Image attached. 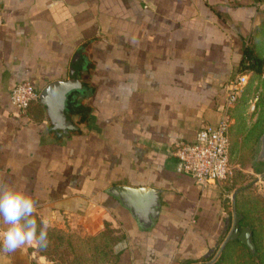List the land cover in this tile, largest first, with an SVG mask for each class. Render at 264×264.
I'll use <instances>...</instances> for the list:
<instances>
[{"label":"crops","instance_id":"1","mask_svg":"<svg viewBox=\"0 0 264 264\" xmlns=\"http://www.w3.org/2000/svg\"><path fill=\"white\" fill-rule=\"evenodd\" d=\"M263 31L264 0H0V186L23 188L48 225L116 229V264L210 259L235 191L180 174L175 145L219 123ZM73 71L83 86L67 116L77 129L65 132L41 94ZM19 81L40 93L27 110L11 100ZM116 184L160 190L150 227ZM36 245L0 246V264L49 263Z\"/></svg>","mask_w":264,"mask_h":264},{"label":"rangeland","instance_id":"2","mask_svg":"<svg viewBox=\"0 0 264 264\" xmlns=\"http://www.w3.org/2000/svg\"><path fill=\"white\" fill-rule=\"evenodd\" d=\"M262 51L264 52V46ZM249 72L251 76L245 88V91L248 88L246 95H243L244 99L240 103H236L232 113L231 170L222 182L228 190L237 193L236 203L238 213L242 216L241 225L250 226L255 231L256 235L252 237L256 251L253 254H258L259 257H250V248L236 238L228 247L230 241L227 243L211 264H264V177H261L264 173V161L256 160L260 137L264 133V73L255 74L251 79L252 71ZM232 211L233 209L229 210L231 217ZM118 236L120 235L116 229L108 225L96 233H86L80 228H71L70 225H48L47 246L40 247L37 244L35 250L51 264H114V246ZM216 255L202 263L211 261Z\"/></svg>","mask_w":264,"mask_h":264},{"label":"built area","instance_id":"3","mask_svg":"<svg viewBox=\"0 0 264 264\" xmlns=\"http://www.w3.org/2000/svg\"><path fill=\"white\" fill-rule=\"evenodd\" d=\"M249 73L245 69L228 83L222 117L216 126L207 125L202 128L193 143L180 141L175 145L178 172L191 175L202 186L223 181L230 173V128L233 123L231 113L249 82ZM39 97L40 93L30 81L17 82L11 91L12 103L22 110H27Z\"/></svg>","mask_w":264,"mask_h":264},{"label":"water","instance_id":"4","mask_svg":"<svg viewBox=\"0 0 264 264\" xmlns=\"http://www.w3.org/2000/svg\"><path fill=\"white\" fill-rule=\"evenodd\" d=\"M79 76V73L73 71L69 80L52 82L42 91L41 94L42 99L48 103L49 108L60 118L57 129L60 128L65 132L77 129L73 122L67 119V116L70 110L69 105L73 102L74 98L73 91L78 90L83 86L79 81ZM259 143V152L256 160L262 162L264 161V133L261 135ZM261 177H264V173ZM109 191L118 197L123 205L130 208L134 216H136L145 227H150L153 223L152 219L158 217L160 214V190L155 187H134L116 184L113 185ZM236 196L237 193L235 192L232 196L233 221L226 239L222 243L216 257L211 261L201 264H211L214 262L231 239L239 238L253 253L256 251L251 227L247 225L241 226L239 224L242 216L239 215L237 210ZM229 223L230 219H227V226Z\"/></svg>","mask_w":264,"mask_h":264},{"label":"clouds","instance_id":"5","mask_svg":"<svg viewBox=\"0 0 264 264\" xmlns=\"http://www.w3.org/2000/svg\"><path fill=\"white\" fill-rule=\"evenodd\" d=\"M36 210V201L23 188L0 186V223L7 226L0 231V246L5 251L15 252L33 242L47 246L48 225L38 223Z\"/></svg>","mask_w":264,"mask_h":264},{"label":"trees","instance_id":"6","mask_svg":"<svg viewBox=\"0 0 264 264\" xmlns=\"http://www.w3.org/2000/svg\"><path fill=\"white\" fill-rule=\"evenodd\" d=\"M262 35L264 36V31L262 32ZM262 36V37H263ZM260 36V39H258V52H255V48L253 47V49H251L250 51L249 50H246V58H247V62L249 63L248 65H244V68L243 70L245 69H248V70H251L252 71V78L253 79V76L256 74V75H262L264 73V58L262 57L263 55V51H262V46H264V38H262ZM242 70V71H243ZM252 82V80H251ZM246 88V87H245ZM248 88L244 89L243 93L241 94V96L238 98V103H240L241 99L243 100L244 98L243 95L245 94V92H247ZM246 95V94H245ZM236 102V103H237ZM234 109V108H233ZM230 138H231V135H230ZM231 147V146H230ZM230 156H231V152H230ZM37 221H41L40 219L36 218ZM241 223H242V220H240ZM42 222V221H41ZM255 231L253 230V237L255 236ZM120 236H118L117 240H116V243L120 240ZM239 239V238H238ZM232 240L234 239H231L230 242L228 243L227 247L229 246V244L231 242H233ZM240 240V239H239ZM235 242V241H234ZM238 242V241H237ZM115 243V244H116ZM256 254H253V252L251 251V256L250 257H255ZM116 256V254H115ZM115 256H114V264H116V261H115ZM253 257V258H254ZM256 257L258 258L259 255L257 254Z\"/></svg>","mask_w":264,"mask_h":264},{"label":"flooded vegetation","instance_id":"7","mask_svg":"<svg viewBox=\"0 0 264 264\" xmlns=\"http://www.w3.org/2000/svg\"><path fill=\"white\" fill-rule=\"evenodd\" d=\"M239 224L241 225V221L239 222ZM242 226V225H241ZM230 231V230H229Z\"/></svg>","mask_w":264,"mask_h":264}]
</instances>
